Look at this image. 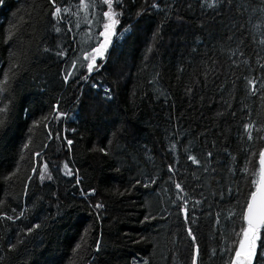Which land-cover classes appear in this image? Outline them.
<instances>
[{
    "label": "trees",
    "instance_id": "obj_1",
    "mask_svg": "<svg viewBox=\"0 0 264 264\" xmlns=\"http://www.w3.org/2000/svg\"><path fill=\"white\" fill-rule=\"evenodd\" d=\"M83 4L0 0V264H230L264 150V0H112L114 25Z\"/></svg>",
    "mask_w": 264,
    "mask_h": 264
},
{
    "label": "snow or ice",
    "instance_id": "obj_2",
    "mask_svg": "<svg viewBox=\"0 0 264 264\" xmlns=\"http://www.w3.org/2000/svg\"><path fill=\"white\" fill-rule=\"evenodd\" d=\"M52 3L55 0H51ZM231 3L232 0H205V3L208 7H216L221 3ZM82 5L86 8L87 5L83 4V0H81ZM103 4L108 5V11L102 13L103 16H107L109 20L112 22V25L118 23L114 19L115 13L112 11V0H102ZM155 6V5H154ZM61 8H55V15L60 16ZM65 12L71 11L70 9H64ZM110 27L111 25L105 24L104 30L99 33L100 36H104L105 39L102 40L98 46H96L93 51L97 55H102L104 51H106V46L109 43L107 39V35H110ZM59 31V29H57ZM264 43V40L261 41ZM90 55V54H89ZM87 58V57H85ZM96 64L95 58L92 59V63L88 65L89 70L93 68ZM103 65L97 66L102 67ZM264 67V66H262ZM68 79V76H65V80ZM86 79V77H85ZM257 81L255 79L249 80L248 84L251 86L253 93L259 91L256 88ZM260 87L264 88V80L260 81ZM0 111H6L0 109ZM58 111V110H57ZM3 121L0 119V126H2ZM255 127L254 124L249 123L246 126V131L248 132V139H252V129ZM259 131V130H258ZM68 145H71V141H67ZM39 155V153H36ZM211 155V153H209ZM194 162L195 158H192ZM259 164L264 166V152L259 154ZM45 172L47 171V165H43ZM67 167V165H65ZM247 171V169H245ZM254 177L257 174H253ZM39 178L42 180L45 178L44 172L40 173ZM51 178L50 176L48 177ZM180 186L177 185V188ZM96 207H102V205H96ZM186 208V205H185ZM11 219V217H8ZM239 219L241 220V227L239 232L235 233V243L238 245L235 249L228 248L226 251L230 253V264H264V236H262V232H264V181L256 180L255 188L253 191H250L247 201L242 207ZM189 233L191 230L189 229ZM195 240V236L192 237ZM196 254L198 255V248L196 249ZM146 264V262H145ZM195 264V261H194Z\"/></svg>",
    "mask_w": 264,
    "mask_h": 264
},
{
    "label": "rangeland",
    "instance_id": "obj_3",
    "mask_svg": "<svg viewBox=\"0 0 264 264\" xmlns=\"http://www.w3.org/2000/svg\"><path fill=\"white\" fill-rule=\"evenodd\" d=\"M94 38H95V43H96L95 46H98L99 42H100V39L98 38V36H95ZM85 51H86V53H85V55L83 57L84 59H80V60H85L86 62L90 63L93 58H96L97 54L95 52H93V50H85ZM103 54H104V52H103ZM102 55H100V56H102ZM85 57H87V58H85ZM74 68H75V66L71 67L70 73L73 71ZM145 262H146V264H149L148 260L146 258H138V259H135L132 264H145Z\"/></svg>",
    "mask_w": 264,
    "mask_h": 264
},
{
    "label": "water",
    "instance_id": "obj_4",
    "mask_svg": "<svg viewBox=\"0 0 264 264\" xmlns=\"http://www.w3.org/2000/svg\"><path fill=\"white\" fill-rule=\"evenodd\" d=\"M110 32H111V34L108 35V37L112 36L113 31H110ZM262 152H264V150ZM259 166H260L259 180L264 181V166H262L260 164H259Z\"/></svg>",
    "mask_w": 264,
    "mask_h": 264
}]
</instances>
